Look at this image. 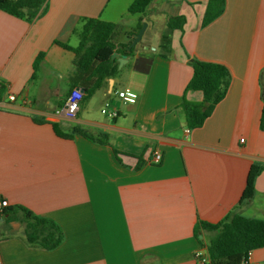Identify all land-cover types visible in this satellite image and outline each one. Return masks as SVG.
<instances>
[{
  "label": "crops",
  "instance_id": "obj_1",
  "mask_svg": "<svg viewBox=\"0 0 264 264\" xmlns=\"http://www.w3.org/2000/svg\"><path fill=\"white\" fill-rule=\"evenodd\" d=\"M134 1L48 0L32 23L0 12V198L53 221L64 237L46 250L29 242L22 211L6 217L4 264H199L195 253L209 254L215 235L200 223L235 214L264 221V171L254 197L241 202L251 167L264 165V0H226L223 15L206 27L209 0H181L165 30L171 17L187 23L172 32L169 54L160 48L166 32L149 19L164 16L149 13L161 1L145 16L129 12ZM142 18L143 39L155 32L157 45L150 37L133 56L116 52L128 62L120 68L117 60L116 75L88 97L96 79L76 66L74 51L85 21L119 25L120 49L134 41ZM194 59L225 65L233 79L205 125L191 130L185 96L204 100L201 91L186 94ZM80 88L79 113L67 119V99ZM119 92L138 100L125 104ZM107 103L117 119L102 113ZM76 127L94 140L74 134ZM250 264H264V248Z\"/></svg>",
  "mask_w": 264,
  "mask_h": 264
},
{
  "label": "trees",
  "instance_id": "obj_2",
  "mask_svg": "<svg viewBox=\"0 0 264 264\" xmlns=\"http://www.w3.org/2000/svg\"><path fill=\"white\" fill-rule=\"evenodd\" d=\"M47 1L0 0V12H6L32 23L44 13ZM153 1L135 0L129 12L132 15L141 14L145 16ZM226 6V0H209L203 26H208L222 16ZM186 23L185 16L169 19L168 33L162 36L160 44L164 54H169L172 50V32L176 29L183 31ZM143 24L142 18L139 30ZM118 32L119 25L117 24L99 19L85 21L81 44L74 51L78 55L76 66L84 72L92 71V76L96 79L95 86L88 91V97L101 88L106 79L116 75L118 63L117 60H112L116 52L127 57L133 56L136 52V48L129 49L132 42L128 45H122L123 48L119 49L116 44ZM136 35L134 34V37ZM42 59L43 54L39 56L38 62L40 63ZM192 66L194 75L187 86L186 94L189 91H201L204 94V100L200 103L191 102L185 96L182 109L186 116L187 126L191 130L202 128L205 125L216 107L226 98L233 79L232 73L223 64L194 59ZM73 132L94 140V136L80 127L74 128ZM58 134L61 135L59 131ZM102 138L105 142L108 136L104 135ZM263 171L264 165L262 164L255 163L251 167L242 203L254 197L256 180ZM20 211L23 212L27 221V236L30 243L38 244L46 250H55L63 243V233L53 221L34 216L32 212L22 208H4L0 211V224L6 217L15 216ZM199 230L215 234L209 243L208 252L211 260L218 261L220 264H242L250 251L264 248V221L262 220L248 219L235 214L219 224L200 223Z\"/></svg>",
  "mask_w": 264,
  "mask_h": 264
},
{
  "label": "built area",
  "instance_id": "obj_3",
  "mask_svg": "<svg viewBox=\"0 0 264 264\" xmlns=\"http://www.w3.org/2000/svg\"><path fill=\"white\" fill-rule=\"evenodd\" d=\"M118 97L125 103V104H135L138 100V95L133 92H119ZM9 100L11 102H15L17 100V97L14 94L9 95ZM84 100V93L80 89H75L70 96L67 99V103L65 106L64 111L62 114L70 120H73L77 117L80 106ZM102 113L111 120L117 119L120 114L118 110L112 109L110 107V104L107 103L102 110ZM162 155L160 153H157L154 157V163L160 164L162 162ZM9 207V204L7 201H0V211H2L4 208ZM253 258V251H250L247 256L244 258L242 264H250ZM195 259L198 261L199 264H210L211 258L209 254H206L204 251H199L195 253ZM0 264H4L3 260L0 256Z\"/></svg>",
  "mask_w": 264,
  "mask_h": 264
},
{
  "label": "rangeland",
  "instance_id": "obj_4",
  "mask_svg": "<svg viewBox=\"0 0 264 264\" xmlns=\"http://www.w3.org/2000/svg\"><path fill=\"white\" fill-rule=\"evenodd\" d=\"M160 1L163 4L162 5H161V3L158 4L157 7H155V9H154V7H151L150 10H149V13L151 15H154L153 13H157V12L162 13V12H164L165 13V14H163L164 16L163 17L161 16V19L160 18H152V17L151 18L149 17V19L153 22V25H154V27L156 29H160V31H162L164 33L166 32V34H167L168 33V30H165L166 29L165 27H166V23H167L168 18L171 15H173V9H172V7H174L181 0H160ZM169 3H170V6H169ZM155 15H157V14H155ZM152 34H154V35L152 36ZM150 37H153V38H151V40L152 39L154 40V41L152 40L153 41V44L154 45H157V43H158L157 33H155V32L152 33V31H149L146 34V37L143 39L144 42H146ZM121 40L122 41H126V37L125 36H122L121 39H120V41Z\"/></svg>",
  "mask_w": 264,
  "mask_h": 264
},
{
  "label": "water",
  "instance_id": "obj_5",
  "mask_svg": "<svg viewBox=\"0 0 264 264\" xmlns=\"http://www.w3.org/2000/svg\"><path fill=\"white\" fill-rule=\"evenodd\" d=\"M148 29V23L145 22L143 24L142 29L139 31V33L137 34L136 38L134 39V41L132 42V44L129 46V49L135 48L143 39L144 34L146 32V30ZM119 55L117 53H115L112 57V60H118L120 63V68L126 64L128 61L126 59L123 58H119ZM81 90V88H80ZM83 92H85V89H82Z\"/></svg>",
  "mask_w": 264,
  "mask_h": 264
}]
</instances>
